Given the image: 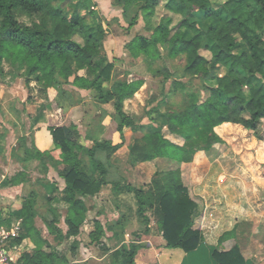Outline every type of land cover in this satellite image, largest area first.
Instances as JSON below:
<instances>
[{
  "label": "trees",
  "instance_id": "obj_1",
  "mask_svg": "<svg viewBox=\"0 0 264 264\" xmlns=\"http://www.w3.org/2000/svg\"><path fill=\"white\" fill-rule=\"evenodd\" d=\"M116 3L122 6L124 13L136 9L128 23L129 29L142 17L150 33L149 37L137 35L128 43L130 55L134 59L143 57L152 76L150 69L161 62V69H154V76L171 79L169 95L162 99L165 106L158 105L147 112L151 121L147 126L137 123L125 111V102L135 97L145 80H114V62L103 49L109 27L94 0H0L1 73L7 62L25 69L29 86L35 82L44 89L68 85L91 90L99 103H112L115 110L118 144L103 140L86 148L72 137V133L78 136V129L72 126L50 128L53 152L27 147L25 159L37 161V168L43 172H48L50 162L55 163V168L61 165L68 168L61 175L65 181L61 192L47 179L39 181L50 205L51 217H43V222L59 241L78 237L88 212L84 199L98 194L104 185L111 183L109 168L98 154H107L109 163L110 157L125 144V129L137 133L146 128L144 136L131 148L132 165L165 159L171 167L159 170L151 178L148 190L126 181L112 184L118 191L134 195L146 232L151 222L147 216L150 211L162 231L166 248L190 253L203 244L204 238L194 229L199 205L190 197L182 180L181 165L192 163L198 152L210 155L216 145L223 144L215 129L226 123L242 126L264 142L260 129L264 121V0H226L218 5L212 0L112 1V5ZM161 4L165 11L181 18L177 25L168 15L157 24L154 22ZM203 50L211 54L210 59L201 53ZM176 59L183 60L182 77L187 81L170 72L168 62ZM220 68L225 70L224 74L218 73ZM80 71H84V75H79ZM178 96H185V109L180 110L178 102L173 101ZM42 114L39 110L33 118V126ZM168 135L182 136L183 144L171 142ZM24 141L26 144V138ZM83 155L92 161L93 169L87 168ZM26 178L27 172L23 171L5 179L2 185L19 186ZM54 202L67 206L66 234L58 227L62 216L53 206ZM37 204V196L32 193L22 199L16 215L22 221V233L13 244L21 245L25 239H31L35 245L34 249L22 253L16 264H71L37 229ZM94 224L91 238L100 242L104 228L98 221ZM0 225L5 224L0 221ZM114 225L124 227L123 218ZM235 233V230L225 233L220 243L235 238ZM139 241L140 236L136 235L134 242L123 245L114 254L116 262L136 264L141 248ZM73 247L76 248V242ZM212 256L215 264H247L237 244L226 252L213 248Z\"/></svg>",
  "mask_w": 264,
  "mask_h": 264
},
{
  "label": "rangeland",
  "instance_id": "obj_2",
  "mask_svg": "<svg viewBox=\"0 0 264 264\" xmlns=\"http://www.w3.org/2000/svg\"><path fill=\"white\" fill-rule=\"evenodd\" d=\"M112 1L113 0H98L101 4V6L100 4H98V6L102 15H107L109 19V21H105V24L109 27V34L103 49L108 55L109 60L114 62V71L117 76L127 69L138 66V64L141 65L137 68L135 75L137 76V74H139L149 77V87H151L153 91L152 96L147 97L145 93L143 96L144 102L146 103L147 101V103L151 105L163 103L162 99L167 98V94L169 95L171 79L165 80L164 76L159 75L152 76L146 71V66L141 61L143 57L139 60H135L127 50L128 43L135 36L144 35L149 37L150 33L146 31L142 17H140L138 24L134 28L129 29L128 23L135 16L137 12L136 9L131 8L124 13L122 6L117 3L116 5H111L110 2ZM224 1L226 0H212L214 5H218ZM167 15L173 17L174 25H177L181 19L179 16L165 11L163 4H161L157 8L154 22L157 24L162 17ZM22 20L27 22L25 18H22ZM162 51L166 54L164 50ZM201 53L208 59L211 58V54L208 51L203 50ZM157 65L158 68L155 69H161L162 63L159 62ZM183 66L184 62L182 59L170 60L168 62L170 72L173 73L176 78L187 81V78L182 77L184 74ZM3 69V72H0V221L4 222L5 226H7L6 224L12 225L14 220H18L17 218L13 220L12 217L17 207L15 200H12L11 204H6L4 199H2V197H6V195H2L4 190L11 188L3 186V181L20 172H27L26 182L22 184L20 190H14L15 194L20 193L23 199L32 193L36 194L38 199V218L35 221L37 227L47 240L59 248V251L63 255L70 257L73 252L72 241L59 243L55 240V236L50 234V229H44L45 224L43 223V217L49 215L50 205L46 200V194L40 185L41 183H38L40 179L47 178L52 181H57L60 188H63L64 179L61 175L65 173L68 168L64 165L55 168V163L50 162L48 172H43L40 170L41 168H37V165L35 166L31 161L25 159V151L27 147L33 148L36 146L34 138L35 125L33 126L32 123L33 118L38 115L39 110L43 112L46 111L47 113L55 112L60 114L59 117L63 114L70 115V118L67 119L66 122L57 124L60 126L53 127L71 128L75 126L78 129V136H76V133H72V137L80 143L84 142L83 135L86 136L92 131L91 129H93L89 128L88 130V127L83 128V126H85L87 122H90L91 126H95L98 122L100 123L104 113L100 111L99 107H97L98 105L90 104L87 107V103L83 102L84 99L77 94L76 90L68 85H64L59 89H44L42 86L32 82L29 86L25 69L19 66H10L7 62H4ZM218 73L224 74L225 70L220 68ZM194 83L197 84L198 81L195 80ZM106 87L109 88L110 84ZM199 89L200 87L196 88L197 91H199ZM184 97L178 96L173 100L178 102L177 107L180 110L185 109L187 106V100ZM94 99L96 100V98ZM142 105V102L138 99L136 102L129 103L126 108L127 112H129L131 116L137 118L139 122L145 120L147 114L146 108ZM41 120L42 119L39 121ZM75 122L77 124H75ZM50 128H52V126L48 128L49 131ZM260 129L261 134L264 136V121ZM218 132L222 136L224 143L217 145L213 152L207 156L208 159H205L199 164L200 167L198 168H200L201 171L194 170L191 167L185 169V185L190 186L191 183L193 185L195 180H206L207 182L225 181V184L231 185L230 189L233 192L231 195L241 198L244 209L247 212H251L255 217L260 215L264 223V142L258 141L252 131L245 130L242 126H227L226 128H219ZM25 138L26 144L24 143ZM118 143H120V139L117 140L116 144ZM98 155L99 158L105 162L106 167H108L107 154L100 152ZM83 158L87 168L93 169V163L89 157L83 155ZM139 164L140 163L137 162L134 166L136 167ZM160 165V169L162 170L167 168L165 164ZM149 178V174L146 175L145 178H137L135 184L142 186L145 182H148V184H145L146 190H148V185L150 184ZM232 186H236V188H232ZM54 205L62 212V215L66 214V205L64 203L58 202ZM125 205L126 214H122L121 217L124 223L127 224L130 222L129 216H127V214H129L128 209L131 210V205L133 207L134 205L137 206L134 195L131 196V200L127 201ZM148 213L153 219L155 218L150 211ZM115 222L117 221L109 222L108 220L106 227L119 228V226L114 225ZM251 224L254 223L251 222ZM144 228V222L142 219L140 220L139 217V219L137 218L134 223H132L130 229H140V231H143ZM81 237L82 239L87 238L86 232L81 233ZM15 239L17 238L11 239L7 244V248L11 252L15 246L13 244V240ZM135 239L136 236H134L132 232L130 236L131 242ZM120 243L119 236L112 238L111 241L108 239L105 240V246L102 247V245L98 247V249L95 250L94 258L89 259L86 264H120L121 262H116L114 256L123 246L121 245L119 247ZM150 246V244L149 246H145V249L150 248Z\"/></svg>",
  "mask_w": 264,
  "mask_h": 264
},
{
  "label": "crops",
  "instance_id": "obj_3",
  "mask_svg": "<svg viewBox=\"0 0 264 264\" xmlns=\"http://www.w3.org/2000/svg\"><path fill=\"white\" fill-rule=\"evenodd\" d=\"M94 2L97 4V8L99 11L100 9L98 4L100 3L98 2V0H94ZM110 4L112 5V2H110ZM100 15L104 19V21L106 20L109 21L107 15L105 16L102 15L101 10H100ZM139 59H135V60H139ZM141 61L143 62V58ZM140 66L141 65L138 64V66L127 69L123 71L121 74H119V76L116 75L115 71L113 73L114 80H118V79L145 80V85L136 93L135 97L125 102L126 112H127L126 108L128 107V104L131 102H136L138 99L142 102L143 104L142 106L146 108L147 112L158 105H160L161 107L165 106V103L151 105L147 103V101L146 103L144 102L143 96L145 95V93L147 94L148 97V96H152L153 91L152 88L149 87V82H148L149 77H147L146 75H142V76L139 74H137V76L135 75L137 68H139ZM155 68H158V65H154L153 69H150L153 76L156 74L155 70L157 69ZM146 71L148 72L147 69ZM79 75H84V71H80ZM71 88L76 90L77 94H79L81 98L84 99L83 102L87 103V107L90 104L98 105L97 107H99L100 111L104 113V116L100 123L98 122L96 123L95 126H91V123L87 122V124L83 126V128L88 127V130L89 128L90 129L93 128V129H91L92 131L86 136L83 135L84 142L82 143L79 142L80 145L86 148H91L96 140L97 141L104 140L116 144L117 140L119 139V133L117 132V122L115 120V110L113 104L112 103L101 104L98 102L97 99L96 102V100L94 99L96 98L95 93L91 90H80L75 87H71ZM127 114H129V112H127ZM59 115L60 114H57L55 112L47 113L45 111L43 112L40 118L42 120L37 122V125L34 128L35 129L34 138H35L36 147L39 150L43 152L45 151L53 152L55 150L53 139L48 128L51 126L52 127L60 126L57 124H62L63 122H66L67 119L70 118V115L67 114H63L60 117ZM135 119L137 123H140L141 125L144 126L151 124V121L147 114L145 120H143L142 122H139L137 118ZM75 124L77 123L75 122ZM227 126H238V125L226 123L223 124V126L221 125L217 127L215 131L221 138L222 136L220 135L218 130L219 128H224V127L226 128ZM146 131H147L146 128L137 133H133L131 129L124 130V135H125L124 146L117 153L113 154V156L111 157L109 161V163L112 165L111 167L107 161L108 163L107 166L110 171L109 180L111 181V183L104 185L98 194L94 196H87L84 199L88 212H87V218L80 228V234L78 237H72L68 240L67 239L64 240V241H72L73 244L74 242H76L75 249H73L75 245L74 247L72 245L73 252L71 256L70 257L66 256L67 259L70 261V263L86 264V262H88L89 259L94 258L95 250L98 249V247L102 245H103L102 247L105 246V240L107 239L111 241L112 238L119 236V241H121L119 247L121 245H128L131 242L130 236L133 232L134 236L136 235L140 236V241L138 242V244L141 245V248L136 256V264H215L212 256L213 248H218L220 252H226L228 250H231L235 244L239 246L241 254L243 258L246 260L247 264H264L263 219L262 217H260V215H257V217H255L251 212H247L243 207L244 205L242 199L239 198L238 196L231 195L233 193L230 189L231 185L229 186L225 184L224 183L225 181L207 182L206 180H195L193 185L192 183L190 186L185 185L189 190L190 197L199 205L198 213L195 217L196 220H195L194 229L198 230L204 238L203 244L193 252L186 253L182 249L166 248V241L163 238L162 231L157 226L154 220L155 218L153 219L149 215L148 213L149 211H147V216L150 218L151 222L149 225V230L148 232H146V224L144 222V219L138 212V204L137 206L134 205V207L131 205L133 209L132 208L131 210L128 209L129 214H127V216H129L128 218L130 222H128L127 224L124 223L125 224L124 227L119 226V228L116 229L114 227H110V228L106 227L108 220L109 222L118 221L119 218L122 216V214H126L125 204L127 201L131 200V196L133 195L125 191H118L117 186L114 187V184H112L113 181H126L131 184L133 183V185L139 188L143 187L146 190L145 184H148V182H145L144 185L142 186L137 185L135 184L137 178H145L146 175L149 174L150 176L149 180L151 181V178L159 170H162L160 169L161 167L160 164L167 165V168L163 170H167L171 167V164L168 163V161L165 159H157L152 162L140 163L136 167L132 165L131 148L133 147L137 139H140L144 136V133ZM167 138L171 142L176 143L178 145L183 144V138L180 135H168ZM207 156L208 154L206 152L200 151L195 155L194 161L192 163H188V164L183 163L181 165L182 180L184 184H185V179H184L185 169L187 167H191L194 170L196 169L197 171H201V169L198 168L200 167L199 164H201L205 159H208ZM31 162L35 164V166L38 165L37 161L36 162L31 161ZM49 166L50 165H48V169ZM49 181L51 183H55L59 188L60 192L65 187V181L63 188H60V185L59 183H57V181H52V180ZM40 185L43 188L42 184ZM21 186L22 185L14 186V187L7 186L11 188L10 189L7 188L6 190H4V193L2 194L3 196L6 195L5 198L2 197V199H4L6 204H11L12 200H15V204L17 205V207L12 214L13 220L16 219L17 217L16 215L19 209L21 208V203L23 199V196L20 195V193L15 194L14 190H20L22 188ZM232 188H236V186H232ZM43 190L45 194H47L44 188ZM57 195H59V193H57ZM55 203L56 202H54V204ZM66 211H67V206H66ZM150 213L152 214V212ZM60 215L62 216V218L60 223L58 224V227L63 234H66L68 230L65 224V218L67 216V212L65 215H62V212H60ZM44 217L46 218L51 216L49 214ZM139 217L140 220L142 219V221L144 222L145 225L144 230L140 231V229H135V230L130 229L132 227V223H134V221L137 218L139 219ZM95 221H98L104 228V236L102 237L100 242H94L91 238V233L95 230V224H94ZM251 222H253L254 224H251ZM35 224L37 223L35 222ZM45 226L44 229L49 230V228ZM37 229L40 231L42 237L46 239L42 234L41 230L38 227ZM233 230L236 231L235 238L220 243L221 237L225 233L231 232ZM83 232H86L87 238L82 239L81 233ZM54 236L55 238L57 237L56 235ZM55 240H57L59 243L64 242V241H59L57 238ZM50 244L53 247H55L60 254H62L59 251V248L54 246L51 242ZM149 244L151 245L150 248L145 249V246H149ZM34 248L35 245L31 239H25L21 245H15L13 251L11 252L14 264L17 263L22 253L28 250H32Z\"/></svg>",
  "mask_w": 264,
  "mask_h": 264
},
{
  "label": "built area",
  "instance_id": "obj_4",
  "mask_svg": "<svg viewBox=\"0 0 264 264\" xmlns=\"http://www.w3.org/2000/svg\"><path fill=\"white\" fill-rule=\"evenodd\" d=\"M10 226L0 225V264H14L11 251L7 248V244L11 239L20 236L22 221L19 219L14 220Z\"/></svg>",
  "mask_w": 264,
  "mask_h": 264
}]
</instances>
